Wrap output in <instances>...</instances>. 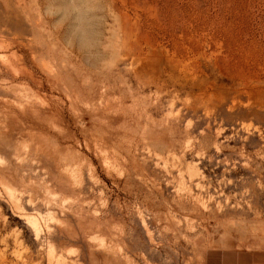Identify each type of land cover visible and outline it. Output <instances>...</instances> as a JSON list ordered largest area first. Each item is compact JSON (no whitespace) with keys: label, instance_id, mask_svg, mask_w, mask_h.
<instances>
[{"label":"rangeland","instance_id":"obj_1","mask_svg":"<svg viewBox=\"0 0 264 264\" xmlns=\"http://www.w3.org/2000/svg\"><path fill=\"white\" fill-rule=\"evenodd\" d=\"M0 264H264V0H0Z\"/></svg>","mask_w":264,"mask_h":264}]
</instances>
